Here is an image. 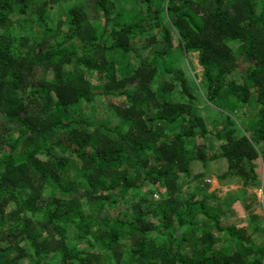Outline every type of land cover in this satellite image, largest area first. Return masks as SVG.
<instances>
[{
	"label": "trees",
	"instance_id": "1",
	"mask_svg": "<svg viewBox=\"0 0 264 264\" xmlns=\"http://www.w3.org/2000/svg\"><path fill=\"white\" fill-rule=\"evenodd\" d=\"M258 157L264 0H0V264H264L181 193Z\"/></svg>",
	"mask_w": 264,
	"mask_h": 264
},
{
	"label": "rangeland",
	"instance_id": "2",
	"mask_svg": "<svg viewBox=\"0 0 264 264\" xmlns=\"http://www.w3.org/2000/svg\"><path fill=\"white\" fill-rule=\"evenodd\" d=\"M65 2V1H64ZM53 9H57L54 7ZM177 43V38H173ZM182 52L177 49L174 52V59L179 61ZM91 81L97 83L92 77ZM122 96H113L110 100L121 102ZM109 100V101H110ZM103 101L99 104L98 112L102 113L98 119L109 116ZM234 120V128L238 134L244 133L245 120L239 113L229 112ZM218 113H212V118L216 119ZM108 119V117L106 118ZM112 119V118H110ZM256 179H244V177L234 173H228L225 176H219L224 169L211 170L203 173L198 178H182V196L188 197L194 195L195 198H202L205 194L212 195L207 201V206L213 210L217 209L220 224L226 226L236 224L245 226L248 232L252 233L251 239L255 243H264V162L260 157L253 159ZM195 168V172L198 171ZM213 171V172H212ZM71 244H77L73 236L69 237ZM79 244V243H78Z\"/></svg>",
	"mask_w": 264,
	"mask_h": 264
}]
</instances>
